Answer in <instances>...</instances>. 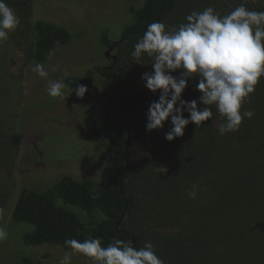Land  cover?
<instances>
[{
  "label": "trees",
  "instance_id": "16d2710c",
  "mask_svg": "<svg viewBox=\"0 0 264 264\" xmlns=\"http://www.w3.org/2000/svg\"><path fill=\"white\" fill-rule=\"evenodd\" d=\"M29 3L11 1L19 14ZM242 3L264 11V0H144L130 8L131 20L120 41L112 43L106 32L101 45H114L119 63L137 66L143 75L151 73L150 58L138 62L131 56L149 24L178 28L192 11L211 6L223 15ZM28 28L33 36L27 64L44 65L73 38L65 27L50 22L37 21ZM116 70L112 64L84 78H63L72 92L77 85L90 89L96 74L111 88L103 105L85 110L91 121L85 138L91 143L108 140L107 163L97 180L79 181L65 174L47 190L20 189L12 219L32 228L22 234V243L71 252L67 239L99 238L104 246L121 239L132 240L137 248L152 243L165 264H264V78L244 105L255 115L238 131L221 136L218 129L224 121L213 107L212 120L199 128L189 124L183 137L169 142L165 134L172 128L171 119L161 130H146L148 108L159 92L145 83L123 88ZM200 95L189 80L183 99L199 104ZM18 145L0 153V170L9 180L14 178ZM193 185L196 199L187 195ZM14 264H42V259L24 257Z\"/></svg>",
  "mask_w": 264,
  "mask_h": 264
},
{
  "label": "rangeland",
  "instance_id": "374dc122",
  "mask_svg": "<svg viewBox=\"0 0 264 264\" xmlns=\"http://www.w3.org/2000/svg\"><path fill=\"white\" fill-rule=\"evenodd\" d=\"M11 1L5 0L13 8ZM143 3L144 0H30L22 9L24 16L17 13L21 26L0 43V153L20 145L14 178L7 179L0 170V227L8 232L7 239L0 242L2 264H14L24 257L42 259V264H58L65 253L72 252L59 247L25 246L21 236L32 228L15 223L12 212L20 189L47 190L65 174L79 181L99 179L107 163L108 140H86L91 121L85 110L103 105L108 98L104 93L109 94L111 88L96 74L93 86L98 93L91 87L80 98L65 88L62 97L54 98L47 93L48 84L67 76L84 78L89 72L98 73L114 64L116 79L123 88L143 87L141 69L125 61L119 63L117 49L104 48L100 40L107 32L111 42L118 43L131 20L130 8ZM37 21L65 27L73 37L69 46L57 49L43 65L47 78L33 70L36 64H27L33 36L27 30ZM44 255L48 258L43 259ZM71 264L96 262L75 253Z\"/></svg>",
  "mask_w": 264,
  "mask_h": 264
},
{
  "label": "clouds",
  "instance_id": "9594fccd",
  "mask_svg": "<svg viewBox=\"0 0 264 264\" xmlns=\"http://www.w3.org/2000/svg\"><path fill=\"white\" fill-rule=\"evenodd\" d=\"M20 25L15 10L0 0V43L7 41ZM131 56L138 62L144 56L152 60L154 71L145 73L143 80L147 89L160 93L159 99L148 108V132L163 129L171 119L172 128L165 139L172 142L184 136L189 124L199 128L212 120L213 107L224 121L218 129L221 136L238 131L245 119L255 115L244 109V105L251 102L264 78V11L250 10L242 3L228 14L220 15L209 6L203 11H192L178 28L153 22L135 43ZM33 70L41 78L48 76L42 64H36ZM177 72L179 76L173 75ZM189 80H198L195 87L201 93L199 104L197 100L183 99ZM66 87L63 81H50L47 93L54 98L62 97ZM74 91L84 98L88 88L77 85ZM187 195L197 198L196 185ZM7 237L6 228L0 227V242ZM65 245L72 252L65 253L58 264H71V255L75 253L96 264H165L150 242L137 248L132 240L114 239L104 246L99 238H90L67 239Z\"/></svg>",
  "mask_w": 264,
  "mask_h": 264
},
{
  "label": "flooded vegetation",
  "instance_id": "af4514ba",
  "mask_svg": "<svg viewBox=\"0 0 264 264\" xmlns=\"http://www.w3.org/2000/svg\"><path fill=\"white\" fill-rule=\"evenodd\" d=\"M112 49H114V45H112V46L110 47V50H112ZM106 57H108V54H106ZM104 94H106V95L108 96L107 93H104Z\"/></svg>",
  "mask_w": 264,
  "mask_h": 264
},
{
  "label": "water",
  "instance_id": "95a60500",
  "mask_svg": "<svg viewBox=\"0 0 264 264\" xmlns=\"http://www.w3.org/2000/svg\"><path fill=\"white\" fill-rule=\"evenodd\" d=\"M115 60H116V59H115ZM91 87L94 89V91H95L96 93H98L97 88H95V87L93 86V84H91Z\"/></svg>",
  "mask_w": 264,
  "mask_h": 264
}]
</instances>
